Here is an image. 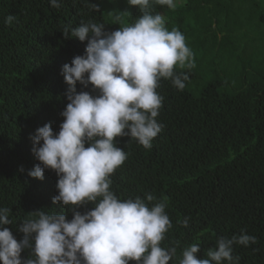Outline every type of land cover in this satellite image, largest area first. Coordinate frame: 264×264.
<instances>
[{"label":"trees","instance_id":"trees-1","mask_svg":"<svg viewBox=\"0 0 264 264\" xmlns=\"http://www.w3.org/2000/svg\"><path fill=\"white\" fill-rule=\"evenodd\" d=\"M60 3L57 9L49 0H0V207L11 209L13 223L6 227L18 241L33 212L73 216L52 203L54 170L45 169L42 181L27 174L41 163L30 137L46 123L58 133L64 120L69 101L62 66L85 52L87 41L66 36L64 28L92 20L112 32L141 15L128 0ZM151 11L169 30L181 31L195 66L175 69L189 76L182 91L170 80L159 82L164 101L157 120L164 127L150 150L128 136L116 138L128 158L110 177L111 190L121 199L149 193L157 198L152 203L167 199L173 227L161 245L177 249L169 264H179L182 250L196 243L197 258H207L218 237L241 229L257 243L235 245L233 255L240 264H264V0H179L174 10L152 4ZM9 14L16 17L11 25ZM76 89L98 95L92 85ZM94 207L89 202L75 210ZM185 217L188 227L177 222ZM30 254L26 248L21 256Z\"/></svg>","mask_w":264,"mask_h":264},{"label":"clouds","instance_id":"clouds-1","mask_svg":"<svg viewBox=\"0 0 264 264\" xmlns=\"http://www.w3.org/2000/svg\"><path fill=\"white\" fill-rule=\"evenodd\" d=\"M178 2L128 0L141 15L112 32L92 20L64 28L66 36L87 41L85 52L62 66L69 101L61 112L64 120L58 133L46 123L30 137L41 163L27 174L42 181L45 169L54 170L58 195L52 203L73 216L68 220L64 211L33 212L22 222L19 231L24 236L18 241L6 227L13 223L11 209L0 207V264H169L176 255V247L161 245L173 227L167 199L152 203L157 198L150 193L121 199L111 190L110 177L128 158L116 146L117 137L128 136L150 150L162 132L164 126L157 120L164 101L157 92L161 79L182 91L189 76L175 69L195 66L185 36L178 28L169 30L165 18L151 11L152 4L175 9ZM49 3L61 7L60 0ZM15 19L9 14L5 23L11 25ZM77 83L92 85L98 95L78 92ZM89 202L93 209L83 214L75 210ZM189 219L177 222L188 227ZM256 243L257 237L241 229L240 234L218 237L207 258H197L199 243L185 247L179 264H240L234 246ZM26 248L31 249L29 258L21 256Z\"/></svg>","mask_w":264,"mask_h":264},{"label":"rangeland","instance_id":"rangeland-1","mask_svg":"<svg viewBox=\"0 0 264 264\" xmlns=\"http://www.w3.org/2000/svg\"><path fill=\"white\" fill-rule=\"evenodd\" d=\"M165 8H166V10H169V11H170V10H174V9H169L166 5H164V9H165ZM113 14L115 15V17L118 16L117 8H116V9L113 8ZM177 25L181 28L180 23L177 22Z\"/></svg>","mask_w":264,"mask_h":264}]
</instances>
